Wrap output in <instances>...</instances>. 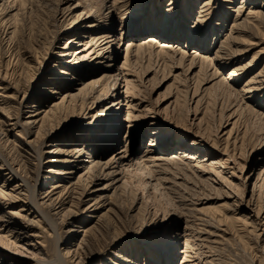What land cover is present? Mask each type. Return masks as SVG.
Listing matches in <instances>:
<instances>
[{
  "label": "rangeland",
  "instance_id": "1",
  "mask_svg": "<svg viewBox=\"0 0 264 264\" xmlns=\"http://www.w3.org/2000/svg\"><path fill=\"white\" fill-rule=\"evenodd\" d=\"M13 1L0 0V150L27 183L15 189L21 178L9 166L0 170V264H64L75 250L76 264H264V16L254 24L246 18L264 14V0H32L26 13ZM137 23L155 30L135 37ZM72 26L92 37L107 32L109 49L99 56L79 36L70 44L75 33L64 28ZM182 31L179 39L161 35ZM150 38L155 49L122 68L128 42ZM158 47L170 54L156 56ZM76 50L78 58L94 55L75 62ZM67 68L88 76L74 82ZM237 68L239 79L231 76ZM92 79L102 80L94 96L49 113ZM251 79L260 89L242 94ZM218 84L228 85L231 99L217 97ZM35 99L37 111L29 108ZM111 128L117 138L106 139ZM148 147V160L168 158L147 161L153 175L137 163ZM89 161L99 164L96 177L77 191L76 178L86 173L78 168ZM53 202L62 205L58 213Z\"/></svg>",
  "mask_w": 264,
  "mask_h": 264
},
{
  "label": "bare ground",
  "instance_id": "2",
  "mask_svg": "<svg viewBox=\"0 0 264 264\" xmlns=\"http://www.w3.org/2000/svg\"><path fill=\"white\" fill-rule=\"evenodd\" d=\"M31 1L32 0H14L12 3H10L11 4V8L12 7H15V5H17V7H16V9L18 10V11H21L22 13H26V12H28V10L29 9H31L32 10V8H30V5H31ZM35 2V1H34ZM39 3V2H38ZM10 4H8V5H10ZM35 4V3H34ZM130 5V1H128L127 3H126V5L125 6H129ZM39 8V7H38ZM111 9V8H110ZM241 9V7L236 11V13H238L237 15L238 16H240L242 13H243V11H241L240 10ZM58 13V12H57ZM19 14V13H18ZM22 15V14H21ZM113 15V14H112ZM263 16H264V14H262L261 12H259L258 10H254V11H250L248 14H247V16H246V18H248V20H249V22L250 23H252V24H254L258 19L260 20V17H262L263 18ZM100 24V23H99ZM69 25V24H68ZM76 26H72V27H70V28H67V29H65L64 28V30L65 31H67V33H75L74 35L75 36H72V37H70V39H69V43L71 44H73V42H76L77 40H78V38H77V36H79V38H82V39H90L91 40V42H90V44H92L93 46H96V49L98 48V52H97V54L100 56L101 54H103L104 52H106L108 49H109V47L107 46L108 44H103L104 42H106L109 38H110V36L109 35H107L106 33L107 32H101V33H97V36L95 35V36H89L87 33H83V35H81V34H77L76 33V28H75ZM90 28H93V26H91ZM101 28H103V26H102V24L101 25H99V26H97V29L99 30V29H101ZM95 29H96V27H95ZM132 29H134L135 30V35H133V36H141V35H139L140 33H143V34H145V32H150V33H152V31L153 30H155V27L151 24V23H142V24H140V23H137V24H134V26H132ZM236 29H238V26L236 27ZM185 31H182V32H180V33H171V32H164V33H162L161 35H163V36H166V37H172V38H174V39H179L182 35H183V33H184ZM10 34H12V33H10ZM99 34H101V35H99ZM142 34V35H143ZM69 35V34H68ZM99 35V36H98ZM122 35H124V31H122ZM191 38V37H190ZM229 40V39H228ZM154 41H155V39L154 38H150L149 39V41L147 42V43H143V45L142 44H139V43H137V42H135V41H129L128 42V47H127V49H126V58H125V61H124V63H123V65H122V68H124V69H126V67L127 68H129V67H131L132 65H133V63H131L133 60V62L136 64L137 62H139L140 63V59H142L141 58V56H142V54H144L143 52H147L146 50H148V49H155V47H156V45L154 44ZM122 42V37H121V39H120V44H122L121 43ZM158 43V42H157ZM156 43V44H157ZM192 43H196V44H201L202 42H200V43H197V42H192ZM90 44L88 43V45L87 46H90ZM205 44H207V43H203L202 45L203 46H205ZM211 43H208L207 44V46H209ZM74 46H75V44H74ZM82 45H81V43H79V44H77L76 45V47H81ZM158 51L156 52V56H158V57H161L162 55L163 56H166V55H169L170 53V51L169 50H166V48L165 47H158V48H156ZM221 49V48H220ZM223 49H225V48H223ZM95 50V49H94ZM156 51V50H155ZM154 51V52H155ZM181 51V50H180ZM182 51H184V50H182ZM92 52L93 51H91V53H89L88 55H86L85 57H81V58H78V55H80L81 54V51H78V50H76L73 54H72V56L71 57H74L73 58V60L75 61V62H77V61H81V59H88L91 55H94V54H92ZM103 52V53H102ZM169 53V54H168ZM146 54H148V53H146ZM146 54L144 55V56H146ZM150 54H151V56L153 55V52L151 51L150 52ZM69 55H71V53L70 54H68V57H69ZM135 55V56H134ZM132 56L134 57V58H132ZM155 56V55H154ZM226 56L227 57H225L224 56V59L225 58H228L227 59V61H231L232 59V57L231 56H229V55H227L226 54ZM148 57H149V55H148ZM231 57V58H230ZM147 58V57H146ZM150 58H152V57H150ZM218 58H223V57H221L220 55H219V57ZM133 59V60H132ZM144 59V58H143ZM115 61V58H114V56H111V59H110V63L111 64H107V65H109V66H107L108 68H110L111 66H113L112 65V63ZM195 58L191 61V65L193 66L194 64H195ZM199 61L201 62L200 63V65H201V67H205V64H206V62H207V60H205V59H202V58H200L199 59ZM182 63V62H181ZM140 65V64H139ZM71 68V67H70ZM70 68H67V70L66 71H68L69 73H71L72 74V81H76V82H79V81H83V78L84 77H87L88 75H87V73L85 74V75H79V74H77V73H74V72H70ZM83 69V68H82ZM237 70V72H235L234 70H231V76H235V78H237V79H239V77H240V74H238V71H241L242 69H240V68H237L236 69ZM90 71V70H89ZM128 71V70H127ZM243 71V70H242ZM93 72V71H92ZM90 72H88V74H89ZM218 73H220V72H218ZM74 74V75H73ZM129 74V73H128ZM215 75H217V73L215 74ZM237 79H235V80H237ZM126 81H127V86H126V89H127V93L128 94H130V89L132 88V85H131V81H129L128 79H127V77H126ZM88 82V80H86L85 82H81V83H78L77 84V86H80L81 87V89H76V91L78 92L77 94H75V95H69V96H66V95H62L61 96V92L59 91V92H56V91H53L52 92V95H60L61 97L59 98V100H61L62 99V101H61V103H55V106H53L52 108H51V110H50V112L49 113H52L53 115L54 114H56L57 112H58V114H60V113H62V112H64V111H67V110H69L70 108H72L71 106L73 105V103L74 102H76L77 100H79V99H81L82 101H84V102H86L85 100H87L88 98H90L91 96H94V94H96L97 92H98V90L101 88V85H102V80L101 79H99V80H96V79H92L89 83H87ZM109 83V82H108ZM223 83V82H222ZM259 83V81H257V80H254V79H251L249 82H248V84H247V86H245V87H243V90H242V94H247V95H251L252 93H256L257 94V91H258V89H260V88H258L257 87V84ZM196 84V83H195ZM226 84V83H225ZM224 84V85H225ZM224 85H220L219 86V84H218V89H217V87L215 88L216 89V91H215V93H216V95H217V97L218 96H223L224 98H225V100H229V96L227 95V93H229L230 95H231V91H229V87H228V85H227V87H226V85L224 86ZM110 86V85H109ZM108 86V87H109ZM134 86V85H133ZM221 91H220V90ZM52 90V89H51ZM218 91L220 92V93H218ZM241 93V92H240ZM64 94V93H63ZM214 94V93H213ZM241 96V95H240ZM244 96V95H243ZM66 97H68V99H66ZM244 98V97H243ZM251 98H253V96L251 97ZM58 99V98H57ZM99 99V98H98ZM231 99V98H230ZM242 99V98H241ZM250 99V98H249ZM242 100H244V99H242ZM247 101V100H246ZM217 102V101H216ZM229 102V101H228ZM227 102V103H228ZM261 101H258V103H260ZM40 103L41 102H39V99H35V101L32 103V105H30L29 106V108H31L33 111H37V110H40ZM247 107H248V105H246ZM229 107H231V104L229 105ZM252 108V110L254 111V109H253V107L252 106H249V108ZM227 108V107H226ZM255 108V107H254ZM225 110V109H224ZM246 110V109H245ZM249 109H247V111H248ZM252 111V112H253ZM54 112H56V113H54ZM249 112H250V110H249ZM257 112V111H256ZM49 113H46V114H49ZM251 113V112H250ZM130 112L128 111V117L130 118ZM251 114H253V113H251ZM256 114V113H255ZM52 115V116H53ZM56 116H57V114H56ZM61 116V115H60ZM257 116V115H256ZM37 122L36 121H33V125L34 124H36ZM10 125H14V124H10ZM27 125H32L31 124V122H28L27 123ZM16 126H17V124H15L14 126H13V130H14V128H16ZM261 128V130H263L262 128H263V126H261L260 127ZM1 133V132H0ZM119 133V130L116 128V129H114V128H111L110 130H109V132H107L106 133V135H105V138L107 139V138H109V137H112L113 139L114 138H117V134ZM1 135V134H0ZM113 139H111V147H110V149H112L113 148V146H114V144H116L115 143V140H113ZM128 143L129 142H126L125 143V147L126 148H128ZM154 142L153 141H151V144H150V146L149 147H155V145L153 144ZM106 145L108 146V142L106 143ZM179 145H183V142L181 143V144H179ZM198 145V144H197ZM149 147L148 148H146V152H147V154H145L143 151L139 154V156H138V165H139V163L141 164V162L144 164V166H142L143 167V169H150V171H148L147 173H150V174H154L155 172H153L152 171V167L151 168H149V161H151V162H153V163H155V162H160V160H161V162H163V163H165V161L167 160L168 161V158H166V160H163L164 159V157H163V155L161 156H159V157H156V158H154V159H151L150 158V160H148V158L147 157H149V154L152 152V151H150L149 150ZM15 148V147H14ZM13 149V148H12ZM18 149V148H17ZM16 149H14V151H15ZM180 150V149H179ZM17 151V150H16ZM77 152V151H76ZM19 152H17V154H18ZM51 154H56V151L54 150L53 152H50ZM79 154H81V152H78ZM123 153H125V151L123 152ZM199 153V151L198 152H196V154H193V156L192 157H190L189 158V162L190 163H188L186 166H190L191 167V162H193V161H195V162H197V160H198V157L196 156L197 154ZM13 154H15V152L13 153ZM176 154L178 155L179 154V152H176ZM5 155V154H4ZM4 155H3V153L1 152V150H0V164H1V166H0V170H2V169H4V168H6L7 166H9V168L8 169H6V170H8V171H10V173L12 174V176L11 177H13V176H19L20 178H21V183H18V185H16L15 186V189H18V188H20V187H22V186H24L23 185V183H27V180L25 179V177L23 176V175H21L20 173H19V171L17 170V169H15V168H13L12 166H13V164H8V161L4 158ZM5 157H6V155H5ZM19 158H21V155L20 156H18ZM54 159H49V161L47 162V163H52V162H57V160H56V157H53ZM170 160H171V163L173 162V164H175L176 163V165H177V163H178V161H176V157L174 156L173 158H169ZM23 160L21 159V162H22ZM149 163H148V162ZM65 163H67V162H65ZM86 163H91L90 161L89 162H84V167H79L78 169H83V170H86V173L84 174V176H80L79 178H76L77 179V182H76V186H79V187H76L75 189H78L77 191H80L81 190V188H86L88 185H89V183H91L92 182V178L93 177H96V176H93L94 175V170H95V167L97 166V165H99L98 163H92L91 165H86ZM217 163H219L216 159H214L213 161H212V165L214 164V165H216ZM143 164H141V165H143ZM160 164V163H159ZM198 164V163H197ZM196 164V165H197ZM25 165V163L24 162H22V166H24ZM167 165V164H166ZM157 166V165H156ZM195 166V165H194ZM139 167V166H138ZM141 167V166H140ZM161 167V166H160ZM177 167V166H176ZM179 167V166H178ZM197 167V166H196ZM195 167V168H196ZM25 168H27V167H25ZM142 169V168H141ZM142 169V170H143ZM154 169V168H153ZM190 169H192V168H190ZM194 169V168H193ZM195 170V169H194ZM31 171V170H30ZM30 171H26V173L27 172H30ZM49 173H53V172H49ZM10 174V175H11ZM66 174V173H65ZM67 174H69V175H74V174H76V172L73 170V171H71L70 173L68 172ZM90 174V175H89ZM101 174H103L102 172H101ZM188 174V173H187ZM263 174H264V172H263ZM58 175H61V174H59L58 173ZM263 176V175H262ZM50 180H51V178H49ZM48 180V179H47ZM262 181H263V183H264V179H262ZM26 185V184H25ZM45 186V185H44ZM58 187H60V186H58ZM57 187V188H58ZM56 188V189H57ZM158 188L159 187H156L155 189H157L158 190ZM33 189V188H32ZM103 189H107V187H103V188H100V189H97V190H95V191H100V190H103ZM85 190V189H84ZM73 191V190H72ZM1 192V191H0ZM35 192V191H34ZM33 192V193H34ZM47 193H45L46 194V198H48V201L50 202L51 200H52V197H53V193H54V190L53 191H49L50 193H48V191H46ZM74 193H76V192H74ZM83 193H84V191H83ZM35 194V193H34ZM77 194V193H76ZM80 194H81V192H80ZM79 193H78V195H80ZM36 195V194H35ZM34 195V196H35ZM84 195V194H83ZM83 195H81V196H83ZM8 196H9V199L10 198H12V199H15V200H18V198L16 197H14V196H12V194H8ZM29 198V197H28ZM45 198V199H46ZM99 200V199H98ZM97 201V200H96ZM106 202H96V204H95V206L97 207V206H100V204L101 205H103V204H105ZM52 205L54 206V210H56V212L58 213V210L62 207V205H60L58 208H56L55 209V207H56V205H57V203L55 204L54 202L52 203ZM51 206V205H50ZM94 206V205H93ZM94 206V207H95ZM208 211H209V213H212L211 215H213L214 214V217H216L218 220H221V219H219V217L218 216H215L216 215V213H215V211H213V209L212 208H209L208 209ZM208 213V212H207ZM51 215V214H50ZM58 215V214H57ZM47 216H48V214H47ZM70 217V216H69ZM49 218H51V217H49ZM75 218V216H71L69 219H74ZM55 220V219H54ZM234 220L235 219H230V218H227V221H228V223L229 222H234ZM222 221V220H221ZM29 222V225H31L33 228H36V229H39L38 228V226H37V222H35L34 220H30V221H28ZM39 234H41V229H39ZM43 232V231H42ZM245 232V231H244ZM76 233H78V232H76ZM207 233V232H206ZM49 233H47V235H48ZM38 236H40V235H36L35 237H38ZM48 236H50V235H48ZM186 243H188L187 242V240H186ZM188 247L186 246L185 247V251H183L182 252V254L185 252V253H187L189 250L187 249ZM77 251L75 250L74 251V253L71 255V251H68V253H67V255H68V258L69 259H66V260H63V262H64V264H76V262H77V260L78 259H80V256H79V253H76ZM71 255V256H70ZM183 256V255H182ZM186 256V255H185ZM185 259V258H184ZM187 259V258H186ZM185 259V260H186ZM181 261V260H180ZM168 262H170V260H168ZM168 262H166V264L168 263ZM182 262V261H181ZM126 263H128V264H133V263H131L130 262V260L129 259H127L126 260ZM164 263V262H163Z\"/></svg>",
  "mask_w": 264,
  "mask_h": 264
}]
</instances>
